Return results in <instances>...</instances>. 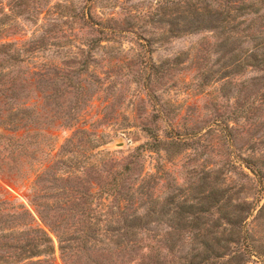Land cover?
I'll return each instance as SVG.
<instances>
[{
  "label": "rangeland",
  "instance_id": "1",
  "mask_svg": "<svg viewBox=\"0 0 264 264\" xmlns=\"http://www.w3.org/2000/svg\"><path fill=\"white\" fill-rule=\"evenodd\" d=\"M130 214L154 251L108 256ZM37 227L40 264H264V0H0V264Z\"/></svg>",
  "mask_w": 264,
  "mask_h": 264
},
{
  "label": "trees",
  "instance_id": "2",
  "mask_svg": "<svg viewBox=\"0 0 264 264\" xmlns=\"http://www.w3.org/2000/svg\"><path fill=\"white\" fill-rule=\"evenodd\" d=\"M238 9H243V7H237ZM62 178V177H59ZM36 214L38 215V217L40 218V220L42 221V223L47 226L48 228H51V224L47 221V218L44 216V214L41 212L40 209H37ZM133 214V213H132ZM122 215L120 222L123 224L124 229L123 230H111L109 233H107L106 236V240H107V247L103 248L105 249V251L108 253V256H113V254L115 252H118V249L120 251H125L124 255L129 254V251H135V250H148V251H154L155 247L154 245L151 244H145L143 245V241L145 239H143V237H141V244L137 243V240L139 238V235L137 234L136 231H130L129 230V226H131L138 218L139 216L137 215ZM30 216V214H29ZM31 220H34V218H32L31 216ZM37 230L41 231L42 233V237H41V241L44 243V247L43 248H39L37 247H30V248H34V249H27V251L29 252L28 256L25 258H33L35 256H43L44 258L40 261V262H32V264H40V263H49L48 259L49 256L52 252V247L50 246V237L47 235V233L45 232L44 229L37 227ZM170 233H167V235H169ZM85 236V237H84ZM58 240H59V249H60V253L62 256V260L64 261V264H71L69 261H67L65 258L67 256V253L65 254V252H67V247L65 245V240L62 239L61 234L57 235ZM87 234H84L82 238H80V236L75 237L76 239H78L80 242L83 240H86L87 238ZM146 237H149L148 235H146ZM99 243H103V239H99L98 240ZM28 245H30V243H28ZM27 245V246H28ZM38 246V245H37ZM23 250H25V248H22ZM82 249H84L82 247ZM143 256H148V253H143ZM199 256L194 255L187 263L185 264H196L194 263L193 259L198 258ZM217 257L219 258V255H217ZM66 260V261H65ZM200 262H204L207 263L205 261H207V258L201 257ZM94 262V261H93ZM155 264H157V260L154 261ZM51 264H54L53 261ZM94 264H96V262H94ZM103 264V263H100ZM106 264V263H105ZM164 264V263H162ZM167 264H170V262ZM198 264V263H197ZM201 264V263H200Z\"/></svg>",
  "mask_w": 264,
  "mask_h": 264
}]
</instances>
